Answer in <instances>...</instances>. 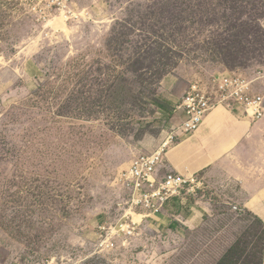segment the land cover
Instances as JSON below:
<instances>
[{
	"label": "rangeland",
	"instance_id": "1",
	"mask_svg": "<svg viewBox=\"0 0 264 264\" xmlns=\"http://www.w3.org/2000/svg\"><path fill=\"white\" fill-rule=\"evenodd\" d=\"M56 1L0 0V264H261L264 224L224 173L176 197L209 208L195 229L132 209L122 175L181 142L196 81L264 94V0Z\"/></svg>",
	"mask_w": 264,
	"mask_h": 264
},
{
	"label": "crops",
	"instance_id": "2",
	"mask_svg": "<svg viewBox=\"0 0 264 264\" xmlns=\"http://www.w3.org/2000/svg\"><path fill=\"white\" fill-rule=\"evenodd\" d=\"M163 167L165 173L186 177L210 170L224 173L239 186L233 203L264 224V118L254 122L241 113L217 110L193 136L167 152ZM198 207L176 198L158 216L195 229L205 223L209 210Z\"/></svg>",
	"mask_w": 264,
	"mask_h": 264
},
{
	"label": "built area",
	"instance_id": "3",
	"mask_svg": "<svg viewBox=\"0 0 264 264\" xmlns=\"http://www.w3.org/2000/svg\"><path fill=\"white\" fill-rule=\"evenodd\" d=\"M53 5L61 12L73 14V0H57ZM219 109L241 113L256 122L264 118V94L256 92L253 81L236 73L196 81L177 107V111L185 116L180 126L183 139L193 136ZM166 155L163 150L140 154L122 175L132 209L139 208L146 217L162 213L168 203L197 178V175L186 177L174 171L161 175ZM235 209L239 210V207L235 206Z\"/></svg>",
	"mask_w": 264,
	"mask_h": 264
},
{
	"label": "bare ground",
	"instance_id": "4",
	"mask_svg": "<svg viewBox=\"0 0 264 264\" xmlns=\"http://www.w3.org/2000/svg\"><path fill=\"white\" fill-rule=\"evenodd\" d=\"M52 26H55L56 29H63L67 33H69V30L66 27V22L62 18H57L54 21L51 22Z\"/></svg>",
	"mask_w": 264,
	"mask_h": 264
},
{
	"label": "trees",
	"instance_id": "5",
	"mask_svg": "<svg viewBox=\"0 0 264 264\" xmlns=\"http://www.w3.org/2000/svg\"><path fill=\"white\" fill-rule=\"evenodd\" d=\"M233 250H234V249H232V252H233ZM230 253H231V252H230ZM230 253H229V254H230ZM229 254L227 255V257L229 256ZM227 257H226V258H227ZM262 260H263V258H262ZM261 264H262V263H261Z\"/></svg>",
	"mask_w": 264,
	"mask_h": 264
}]
</instances>
